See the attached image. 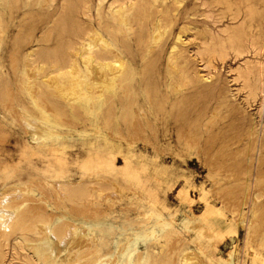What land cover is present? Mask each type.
Instances as JSON below:
<instances>
[{"label": "rangeland", "instance_id": "1", "mask_svg": "<svg viewBox=\"0 0 264 264\" xmlns=\"http://www.w3.org/2000/svg\"><path fill=\"white\" fill-rule=\"evenodd\" d=\"M37 1L26 5L24 0H0L2 196H9L8 199L17 203L31 201L33 194H25L20 187L44 184L45 178L54 186L66 180L110 182L115 187L107 193H114L103 201L112 203L113 206L108 207L121 209L116 214L120 221L116 231L142 232L145 227L152 226L155 228L153 245L158 248V237L161 242L165 239L161 236L164 230L167 232L164 234L170 253L169 264H184V258L185 264H219L216 261L218 248L222 250L220 256L223 255V259L230 255V264H264V246L261 245L264 241V148H260V141L264 139V94L259 93L245 102L246 89L240 79H234L235 69L244 59L264 62V49L257 55L253 52L236 55L229 50L224 57H215L212 67L205 66L193 50H189L190 66L200 75H210L211 78L218 75L222 88L232 91L230 99L234 105H220L213 109L215 97L210 95L207 109L199 103H185L167 114L158 109L155 120L148 122L143 130L135 124L130 129L131 134L119 137V125L113 126V130L105 127L104 102L101 106L98 103V99L104 100V70L95 71L94 75L92 72L71 74L61 79L55 75L44 76L45 73L30 66L23 56L32 35L40 31L55 9L37 4ZM216 1L184 0L181 4L180 8L190 9L195 3L198 9V15L193 16L200 21L196 22V28L192 26L180 32V40L189 47L198 42L194 36L203 22L215 29L228 22L226 17L219 18L223 5ZM232 1L244 3V0ZM249 2L261 3L264 7V0ZM207 14L220 20L213 24L205 17ZM257 22L255 18V27ZM176 30L178 27L174 32ZM54 42L53 35L46 43L53 45ZM36 77L42 78L36 80ZM137 79L138 76L133 84ZM149 87L151 96L173 98L166 93L163 81L155 88L150 82ZM183 87L186 89L187 85ZM128 90L133 100L140 98V93L137 94L130 85ZM79 103L94 109L97 114L80 111V118H74L72 112ZM132 108L135 109L136 105L133 104ZM203 111L208 113L209 120L201 116ZM164 125L169 128L166 137L162 135ZM33 130L45 137L41 143L31 137ZM253 142V154H261L258 167L255 159L251 161ZM256 173L259 182L254 184ZM8 186L13 188L7 189ZM161 200L165 201L162 203ZM208 205L215 207L206 211ZM249 208L257 209L251 230L245 233L240 217L236 216L233 223L241 229L233 243L235 246L228 243L222 247L225 239L229 240L223 236L226 232L219 230L215 223L221 222L224 227L228 223L222 221L231 217L232 210L237 213L239 209L247 211ZM124 221L125 225L121 226ZM174 226L177 231L172 232Z\"/></svg>", "mask_w": 264, "mask_h": 264}, {"label": "bare ground", "instance_id": "2", "mask_svg": "<svg viewBox=\"0 0 264 264\" xmlns=\"http://www.w3.org/2000/svg\"><path fill=\"white\" fill-rule=\"evenodd\" d=\"M33 1L24 0V3L28 5ZM183 1L38 0L37 4L43 3L44 6L55 9L40 31L32 35L30 45L24 50L23 56L30 66L45 73L44 76L55 75L61 79L71 74L87 75L104 70V100L98 99V103L101 106L104 102L105 127L113 130V126L119 125V137L125 138L131 134L130 129L135 124L141 130L148 122L154 121L158 109L165 110L167 114L172 108L181 107L185 103H199L207 109L210 95L215 97L213 109L220 105L231 107L234 105L230 99L232 91L222 88L218 75L211 78L210 75H200L195 71L190 66L189 50H193V54L207 67H212L213 59L224 57L229 50L234 51L236 55L248 52L260 54L264 49V28L261 27L264 25V7H261V0L257 2L259 5L249 0H244L243 4L232 0H217L216 3L223 5L219 18L226 17L228 22L217 29L203 22L194 36L198 42L193 47L180 40V32L192 26L196 28V22L200 21L193 16L198 15V9L195 3L190 9L184 6L180 8ZM205 17L210 18L213 24L220 20L213 18L211 14ZM255 18L258 20L256 27ZM177 27L178 30L174 32ZM53 35L55 42L48 45L46 42ZM28 71L30 69H27ZM235 74L234 79H240L246 89L243 99L245 102L259 93L264 94V62L246 58L237 65ZM137 76V83L133 84ZM40 78L42 77H36V80ZM162 81L166 93L173 95V98L149 95L150 82L155 88ZM129 85L137 94L140 93V98L133 100L128 90ZM185 85L186 89L183 87ZM133 104L136 105L135 109L132 108ZM77 105L79 107H74L72 112L74 118H80V111L97 114V111L94 112V109L84 104ZM201 114L204 120H209L206 111ZM252 129L251 127L248 131L249 135ZM168 132L169 128L164 125L162 135L166 137ZM30 134L36 143L45 139L40 133ZM254 143L251 147V161L255 159L258 167L261 154H253ZM260 148H264V139L260 141ZM43 181L44 184L20 187L25 194H33L31 201L17 203L14 199H8L9 196H2L3 192L0 191V200L2 197L6 198L0 201V264L170 263L164 230L161 236L165 239L161 242L158 237V248L153 245L152 235L155 228L152 226L145 227L142 232L116 231L120 227L116 214L121 209L108 207L112 203L108 200L109 204H105L103 201L113 195V191L112 194L107 193L114 189L112 183H101L98 180L89 183L66 180L54 186L46 178ZM258 182L256 173L254 184ZM11 188L13 187H7ZM19 192L23 195L22 191ZM214 207L208 205L206 211ZM256 215L255 208H249L247 211L239 209L237 213L232 210L231 217L222 221L227 222V225L223 227L221 222L215 223L219 230L226 232L223 236H227L229 240L225 239L222 247H226L228 243L233 244L237 239L241 228H237L233 223L236 216L240 217L241 227L248 233ZM124 223L125 221L121 226H124ZM171 231H177V228L174 226ZM261 245L264 246V241ZM221 252L218 248L216 261L219 264H230V255L223 259ZM206 256L210 258L211 254ZM182 261L185 264L186 258Z\"/></svg>", "mask_w": 264, "mask_h": 264}]
</instances>
